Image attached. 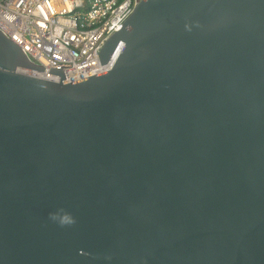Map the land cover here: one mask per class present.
<instances>
[{
    "label": "water",
    "instance_id": "water-1",
    "mask_svg": "<svg viewBox=\"0 0 264 264\" xmlns=\"http://www.w3.org/2000/svg\"><path fill=\"white\" fill-rule=\"evenodd\" d=\"M119 42L64 84L0 32V264H264V0H140Z\"/></svg>",
    "mask_w": 264,
    "mask_h": 264
},
{
    "label": "built area",
    "instance_id": "built-area-1",
    "mask_svg": "<svg viewBox=\"0 0 264 264\" xmlns=\"http://www.w3.org/2000/svg\"><path fill=\"white\" fill-rule=\"evenodd\" d=\"M140 0H0V32L42 71L33 76L64 84L109 71L124 49L119 42L108 61L100 52L119 32Z\"/></svg>",
    "mask_w": 264,
    "mask_h": 264
},
{
    "label": "clouds",
    "instance_id": "clouds-1",
    "mask_svg": "<svg viewBox=\"0 0 264 264\" xmlns=\"http://www.w3.org/2000/svg\"><path fill=\"white\" fill-rule=\"evenodd\" d=\"M49 219L61 227L71 226L76 223L75 218L63 209H60L57 212L49 213Z\"/></svg>",
    "mask_w": 264,
    "mask_h": 264
}]
</instances>
